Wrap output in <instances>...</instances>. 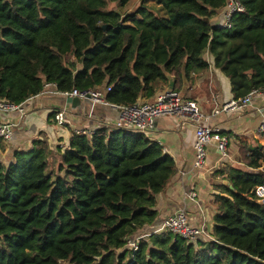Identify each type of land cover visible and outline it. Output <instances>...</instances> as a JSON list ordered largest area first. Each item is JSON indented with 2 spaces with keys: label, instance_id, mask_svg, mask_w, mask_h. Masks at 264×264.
Returning <instances> with one entry per match:
<instances>
[{
  "label": "trees",
  "instance_id": "trees-1",
  "mask_svg": "<svg viewBox=\"0 0 264 264\" xmlns=\"http://www.w3.org/2000/svg\"><path fill=\"white\" fill-rule=\"evenodd\" d=\"M230 28L212 23L226 0H0V99L21 103L54 83L60 91L110 88L129 105L158 83L178 91L204 55L230 82L233 98L264 90V0H239ZM105 25L103 29L102 26ZM244 168H228L213 196L212 240L164 231L126 248L155 224L157 197L173 158L143 134L97 129L72 134L69 147L45 138L0 162V264H264V146L244 143ZM264 195V191H260ZM121 250V251H120Z\"/></svg>",
  "mask_w": 264,
  "mask_h": 264
},
{
  "label": "crops",
  "instance_id": "crops-1",
  "mask_svg": "<svg viewBox=\"0 0 264 264\" xmlns=\"http://www.w3.org/2000/svg\"><path fill=\"white\" fill-rule=\"evenodd\" d=\"M223 9L220 18L214 15L212 23L217 25L222 22ZM204 57L208 67L202 71L191 72L189 77L183 80L178 91L185 99L196 101L201 113L208 116L203 124L220 128L221 134L227 138V156H220L214 144H210L205 169L202 171L195 169L194 127L182 124V119L176 116L157 118L153 129L144 136L160 144L162 149L165 148L167 151L164 153L170 155L175 164V172L168 186L157 197L158 218L154 225L159 224L164 217L172 215L178 208H182L192 224L199 226L203 223L211 235L214 225L212 217L215 213L213 196L220 194V184L230 187L226 180L228 168H244L240 159L241 146L244 143L252 145L258 143L264 146V133L258 131L259 125L264 121V90H259L252 96L251 106L244 111L213 115V110L231 100L233 94L229 79L214 66L212 55L206 53ZM170 79L166 84L158 83L151 98L143 97L140 101L153 100L158 93L169 88ZM66 98L59 94H38L28 101L27 105L25 103L28 111L22 117L17 112L12 113L10 119L16 126L9 141H0V162L4 165L9 164L14 152L29 150L33 141L37 139L45 138L53 150L56 148L65 150L69 147L70 137L76 130L92 135L99 128H116L119 116L117 110L108 105L80 99V104L72 107L66 102ZM59 108L67 109L69 123L64 126H57L50 114ZM190 190L198 194L199 206L187 198Z\"/></svg>",
  "mask_w": 264,
  "mask_h": 264
},
{
  "label": "built area",
  "instance_id": "built-area-1",
  "mask_svg": "<svg viewBox=\"0 0 264 264\" xmlns=\"http://www.w3.org/2000/svg\"><path fill=\"white\" fill-rule=\"evenodd\" d=\"M244 7L239 0H226L223 9V20L217 24L222 28H230L232 15L235 13H243ZM110 88L93 87L83 90L72 89L69 91H60L54 83H44L43 90L39 93L59 94L65 97H76L80 100H90L94 103L108 105L119 113L115 127L122 130L131 131L139 134H147L153 129L157 118L161 116H176L182 119V124H188L194 127V162L193 167L202 171L205 169L208 145L214 144L217 153L222 157H226L227 138L221 134L220 128L210 126L202 122L208 119L201 113L196 101L185 99L179 91L167 88L158 93L153 100L147 102H136L129 105H116L109 103L105 99L106 93ZM259 90H252L240 98H232L231 100L221 104L213 110V115L222 112H241L251 106V99ZM38 95V94H37ZM34 96L29 97L21 103H12L4 99H0V141H9L12 137L16 124L10 119L11 114L17 112L22 117L28 111L27 102ZM57 126H64L69 123L67 118V109L59 108L50 113ZM258 131L264 133V121L258 127ZM77 135H87L82 130H76ZM91 137L92 135H87ZM163 152L167 151L165 148ZM260 191H264V187L258 186L254 189V193L258 197V201L263 199ZM187 198L199 206L198 194L194 190L187 193ZM201 211V209H199ZM170 232L175 236L183 238L189 242L196 241L199 238L212 240V236L205 229L202 223L199 226L192 224L184 209L178 208L172 215L164 217L157 225H150L148 228L136 233L129 238L125 244L126 248L136 249L138 241L149 236L152 233Z\"/></svg>",
  "mask_w": 264,
  "mask_h": 264
},
{
  "label": "rangeland",
  "instance_id": "rangeland-1",
  "mask_svg": "<svg viewBox=\"0 0 264 264\" xmlns=\"http://www.w3.org/2000/svg\"><path fill=\"white\" fill-rule=\"evenodd\" d=\"M140 0H128V2L119 8V6L115 3H111L108 5L109 9H117L118 11H120L122 14H126V13H130L131 11H133L134 9H136V7L139 5ZM145 4L148 5V7L152 8L155 12H158V5L155 3V0H145ZM220 12H222V10H219L215 13L216 18H220ZM214 18V17H213ZM264 196V195H262ZM260 201L262 203H264L263 199H260ZM121 251V250H120Z\"/></svg>",
  "mask_w": 264,
  "mask_h": 264
},
{
  "label": "water",
  "instance_id": "water-1",
  "mask_svg": "<svg viewBox=\"0 0 264 264\" xmlns=\"http://www.w3.org/2000/svg\"><path fill=\"white\" fill-rule=\"evenodd\" d=\"M102 28H105V25L102 26ZM169 88L173 89V81L170 79L169 81ZM66 102L70 104L72 107H76L77 105L80 104V100L76 97H67ZM231 188V186H230Z\"/></svg>",
  "mask_w": 264,
  "mask_h": 264
}]
</instances>
